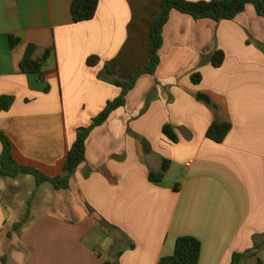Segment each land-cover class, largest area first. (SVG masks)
Wrapping results in <instances>:
<instances>
[{"label":"crops","instance_id":"obj_1","mask_svg":"<svg viewBox=\"0 0 264 264\" xmlns=\"http://www.w3.org/2000/svg\"><path fill=\"white\" fill-rule=\"evenodd\" d=\"M72 1L0 0V97L14 98L0 131L17 163L50 177L63 174L79 129L122 94L106 70L130 79L149 64L161 4L100 0L94 19L75 22ZM163 40L156 72L92 130L67 189L2 175L0 142V264H160L181 236L202 242L199 264H231L257 245L240 264L264 262V16L254 5L220 21L173 10ZM31 44L37 59L52 50L44 80L21 70ZM216 121L232 124L220 143L207 136ZM164 160V180L152 182Z\"/></svg>","mask_w":264,"mask_h":264},{"label":"trees","instance_id":"obj_2","mask_svg":"<svg viewBox=\"0 0 264 264\" xmlns=\"http://www.w3.org/2000/svg\"><path fill=\"white\" fill-rule=\"evenodd\" d=\"M100 0H73L71 5V14L75 22H86L95 18ZM248 5H254L257 13L264 16V0H210V1H188V0H161L160 8L154 12V21L151 26V51L149 64L139 70L130 79H124L121 76L111 72L109 69L102 75L113 78V83L122 89V94L108 102L106 108L96 116L89 127L79 129L76 141L67 153L64 163L63 174L56 177H50L36 168L20 165L13 157V144L9 137L0 131V142L3 144V154L1 157V174L9 177L18 175H32L36 178L37 184L45 182L51 183L56 189H67L70 185L71 177L77 169L86 161V145L92 130L104 124L114 111L123 107L126 103L127 94L135 87L137 80L145 74H154L160 65V50L163 46V31L169 21L173 10L188 14L195 19L233 20L242 14ZM19 43V39L11 38V47L14 48ZM37 47L34 44L29 45L25 56L21 62V70L24 73L34 74L40 80L45 79L44 63L51 55L52 50L45 52L42 59L35 57ZM225 60L223 51H217L212 63L215 67H220ZM89 64L96 65L99 62L98 57H91ZM194 83H200L202 75L195 73L192 76ZM14 98L11 96L0 97V110L8 111L12 107ZM232 124L230 122H214L208 129L207 136L215 142H223L231 132ZM163 133L173 142H177L178 137L171 125H165ZM170 167V161L164 160L162 169L159 172H151L150 180L155 183L162 182L165 173ZM27 219L15 225V229L21 228ZM261 246L257 245L253 250L246 254H235L231 264H240L243 257L247 254L258 256V250ZM202 253V242L193 236H181L177 239L175 250L172 255L164 256L160 259V264H199ZM121 252L117 253V257ZM104 264H118L117 262H105ZM255 264H264L260 257Z\"/></svg>","mask_w":264,"mask_h":264},{"label":"rangeland","instance_id":"obj_3","mask_svg":"<svg viewBox=\"0 0 264 264\" xmlns=\"http://www.w3.org/2000/svg\"><path fill=\"white\" fill-rule=\"evenodd\" d=\"M30 178V183L28 184L29 185V188H32L33 186L35 187L36 185V181H35V178L34 177H29Z\"/></svg>","mask_w":264,"mask_h":264},{"label":"water","instance_id":"obj_4","mask_svg":"<svg viewBox=\"0 0 264 264\" xmlns=\"http://www.w3.org/2000/svg\"><path fill=\"white\" fill-rule=\"evenodd\" d=\"M200 99L206 100L207 102H209V98H207V96L203 95V94H199L198 96Z\"/></svg>","mask_w":264,"mask_h":264}]
</instances>
